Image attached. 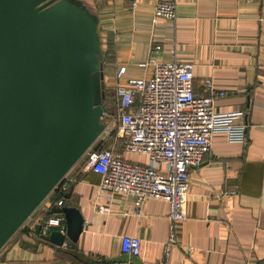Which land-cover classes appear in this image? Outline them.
Returning a JSON list of instances; mask_svg holds the SVG:
<instances>
[{"label": "crops", "instance_id": "0c3cea01", "mask_svg": "<svg viewBox=\"0 0 264 264\" xmlns=\"http://www.w3.org/2000/svg\"><path fill=\"white\" fill-rule=\"evenodd\" d=\"M72 1L97 21L105 103L115 98L122 64L125 80L150 75L151 66L139 65L149 58L192 61L195 91L206 93L207 77L228 90L215 109L244 111L238 122L247 124V139L232 142L225 132L214 134L211 150L191 169L187 218L168 253V202L148 198L139 205L132 194L116 192L111 211L99 212L95 206L106 203V197L97 199L102 175L85 170L80 160L64 179L70 197L63 203L84 217L78 240L67 237L60 245L35 232L56 205L47 199L1 248L0 264H264V0H175V19L155 15L157 0H138L136 6L134 0ZM156 44L162 49L155 50ZM113 145L126 158L135 157L128 159L148 162V155L124 150L123 140ZM50 231L42 226L43 233ZM125 234L142 239L136 257L121 249Z\"/></svg>", "mask_w": 264, "mask_h": 264}, {"label": "water", "instance_id": "95a60500", "mask_svg": "<svg viewBox=\"0 0 264 264\" xmlns=\"http://www.w3.org/2000/svg\"><path fill=\"white\" fill-rule=\"evenodd\" d=\"M102 58L97 21L78 3L0 0V250L107 136ZM52 212L65 215L66 232L43 233L41 223L35 232L77 241L80 211Z\"/></svg>", "mask_w": 264, "mask_h": 264}, {"label": "built area", "instance_id": "2783aa9c", "mask_svg": "<svg viewBox=\"0 0 264 264\" xmlns=\"http://www.w3.org/2000/svg\"><path fill=\"white\" fill-rule=\"evenodd\" d=\"M137 3L138 0H134L133 5ZM154 12L158 17L175 19L176 1L157 0ZM154 49L161 50L162 44H156ZM139 65L151 66L150 75L124 80L127 65L122 64L118 68L114 115L124 150L146 154L148 162L128 159L114 145L102 150L90 149L81 159L85 170L102 175L97 199L106 197V203L95 206L99 212L111 211L116 192L132 194L139 205L148 198H161L168 202L169 235L165 242L168 253L172 246L178 244L179 223L187 218L191 169L201 165L212 148L216 132H225L232 142H244L247 124L238 122L244 114L242 110L216 111L215 101L227 96L229 91L218 89L212 77L205 78L206 93L195 91L192 61L174 59L162 62L149 58ZM106 114L107 109L104 108L103 117ZM108 127L106 125V129ZM64 179L55 189L65 193L68 184ZM55 204L63 205V200ZM42 226L46 232L54 227L65 233L67 228L61 213L49 217ZM141 246L140 236H122L124 253L137 256L141 253Z\"/></svg>", "mask_w": 264, "mask_h": 264}, {"label": "rangeland", "instance_id": "374dc122", "mask_svg": "<svg viewBox=\"0 0 264 264\" xmlns=\"http://www.w3.org/2000/svg\"><path fill=\"white\" fill-rule=\"evenodd\" d=\"M115 103H116L115 98L112 95H110L107 99V102L105 103V105L107 104V106H106L107 114L104 117H102V122L109 126L106 129V134H107V138H108V141H107L108 146L115 144V143L118 146H121V144H122V140H121L122 138L120 137L121 132H120L119 124L116 120L115 115H113V113H115V111H116V104ZM127 157L132 158V159L135 158L134 156L132 157L129 154H127ZM46 201L47 200H45V202ZM45 202L43 201V203L36 209V211L39 210L40 207ZM34 213L32 215H34ZM31 216L29 217V219L33 218V216L32 217Z\"/></svg>", "mask_w": 264, "mask_h": 264}, {"label": "trees", "instance_id": "16d2710c", "mask_svg": "<svg viewBox=\"0 0 264 264\" xmlns=\"http://www.w3.org/2000/svg\"><path fill=\"white\" fill-rule=\"evenodd\" d=\"M100 50H101V46H100ZM102 63H103V60H102ZM105 98H106V91H105V97L103 98L104 108H106ZM106 138H107V136L105 137V139H104L103 143L101 144L99 150H102V149H105V148H108V147L111 146V145L110 146L107 145L108 138L107 139ZM65 194H66V192L64 193V192H62V191H60L58 189H55L52 193L49 194V196H48L49 199L48 200H53L54 203L57 202V201H59V200H63V203H65V200H66ZM52 208H53V206L50 207V209H48V214H47L48 218L49 217H52L53 215H55V213L52 212Z\"/></svg>", "mask_w": 264, "mask_h": 264}]
</instances>
